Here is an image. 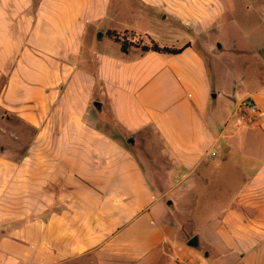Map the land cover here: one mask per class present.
Listing matches in <instances>:
<instances>
[{"label":"crops","instance_id":"0c3cea01","mask_svg":"<svg viewBox=\"0 0 264 264\" xmlns=\"http://www.w3.org/2000/svg\"><path fill=\"white\" fill-rule=\"evenodd\" d=\"M238 5L0 0V264H264V79L254 117L212 110L198 46Z\"/></svg>","mask_w":264,"mask_h":264},{"label":"rangeland","instance_id":"374dc122","mask_svg":"<svg viewBox=\"0 0 264 264\" xmlns=\"http://www.w3.org/2000/svg\"><path fill=\"white\" fill-rule=\"evenodd\" d=\"M246 4V7L238 5L234 11H226L219 21L223 25L212 30L214 51L217 53L215 59L207 51L206 46L198 45L208 64L213 92L218 94L210 100L209 108L212 110L222 106L231 111L236 106L237 100H240L239 94L245 86L243 78L245 73L252 72L256 80L264 79V54L259 51L264 48V0H246ZM133 6L134 4L122 1L117 8L115 20L121 25L129 23L142 28L145 24L147 25V21L140 13L134 14L136 10L132 9ZM101 29L103 28L101 27L93 34L96 45L98 43V47H105L116 44L118 40L108 34L101 36L102 39L98 40V32L101 31L103 34ZM119 34L124 37L122 31ZM124 35L126 39L131 38V36ZM130 41H139L143 44L151 40L146 41L142 37ZM9 119L13 121V118ZM13 140L3 141L12 146H10L11 151L15 146ZM223 150L224 147H220V155L223 154Z\"/></svg>","mask_w":264,"mask_h":264},{"label":"trees","instance_id":"16d2710c","mask_svg":"<svg viewBox=\"0 0 264 264\" xmlns=\"http://www.w3.org/2000/svg\"><path fill=\"white\" fill-rule=\"evenodd\" d=\"M106 33L112 38H114L115 40L120 41L121 47L124 49L128 44L141 45L142 49H153V50H158V51H169V52H178L182 48V47H175V46H168V45H160L154 40H151L149 43L140 44L139 41H130L126 39L124 35L125 33L122 34L124 37H121L120 34L116 30H112V29H108Z\"/></svg>","mask_w":264,"mask_h":264},{"label":"built area","instance_id":"2783aa9c","mask_svg":"<svg viewBox=\"0 0 264 264\" xmlns=\"http://www.w3.org/2000/svg\"><path fill=\"white\" fill-rule=\"evenodd\" d=\"M235 110L241 120H247L258 113L259 107L252 98L244 97L237 102Z\"/></svg>","mask_w":264,"mask_h":264},{"label":"water","instance_id":"95a60500","mask_svg":"<svg viewBox=\"0 0 264 264\" xmlns=\"http://www.w3.org/2000/svg\"><path fill=\"white\" fill-rule=\"evenodd\" d=\"M98 35H99V37H101V36H102V32L99 31V32H98ZM213 95H214V93H213ZM189 242H190V243H196V236L192 237V238L190 239Z\"/></svg>","mask_w":264,"mask_h":264}]
</instances>
